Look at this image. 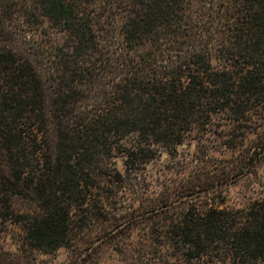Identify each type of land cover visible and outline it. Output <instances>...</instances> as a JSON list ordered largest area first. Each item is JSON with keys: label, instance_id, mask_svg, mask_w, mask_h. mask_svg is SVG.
Here are the masks:
<instances>
[{"label": "trees", "instance_id": "obj_1", "mask_svg": "<svg viewBox=\"0 0 264 264\" xmlns=\"http://www.w3.org/2000/svg\"><path fill=\"white\" fill-rule=\"evenodd\" d=\"M218 120L241 157L213 185L263 160L264 0H0V234L17 245L0 264L61 248L89 264L143 223L181 264H260L264 200L198 208L168 195L109 216L126 179L116 160L145 168Z\"/></svg>", "mask_w": 264, "mask_h": 264}, {"label": "rangeland", "instance_id": "obj_2", "mask_svg": "<svg viewBox=\"0 0 264 264\" xmlns=\"http://www.w3.org/2000/svg\"><path fill=\"white\" fill-rule=\"evenodd\" d=\"M33 38L35 42L39 38L36 27ZM40 41L44 44L45 38H40ZM227 128L223 121L218 120L212 130L192 132L184 143L178 146L176 152H163L145 168L140 167L134 172H126L122 160H116L117 168L124 173L126 179L114 188V208L110 210L109 216L114 217L117 222L123 221L126 214L142 210L153 200L168 195L174 199L182 197L187 203L190 202L198 208H206L209 205L245 208L253 201L264 200V153L261 155L263 160L258 169L250 175L242 176L228 184L217 182L213 185L208 182L217 181L218 176L224 174L223 172L241 157L238 155L240 148L226 147L231 137ZM250 136L255 138L256 134H250L246 142ZM195 184L197 192L188 195V190L195 187ZM205 186L209 188L204 189ZM102 223L104 220H95L93 230L97 231ZM150 231L151 223L125 229L118 233V239L121 238L123 243L117 247L115 238V241L103 245L94 255V259L97 264H181L172 248L164 252L154 249ZM16 246V241L11 235L4 232L0 234V247L15 250ZM152 249V253L147 252ZM165 253L169 255L168 259ZM71 256V251L66 248H61L54 255L35 253V264H69ZM95 260L89 264H95ZM260 264H264V261Z\"/></svg>", "mask_w": 264, "mask_h": 264}]
</instances>
